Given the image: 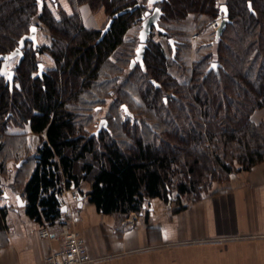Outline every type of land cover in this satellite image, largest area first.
I'll use <instances>...</instances> for the list:
<instances>
[{
	"label": "trees",
	"instance_id": "1",
	"mask_svg": "<svg viewBox=\"0 0 264 264\" xmlns=\"http://www.w3.org/2000/svg\"><path fill=\"white\" fill-rule=\"evenodd\" d=\"M70 2L74 11L68 13L56 0L52 6L47 0H0V54L17 48L33 25L38 28L44 25L50 37L49 44H40L38 40L26 42L23 59L12 68L15 71L12 82L1 73L4 60L0 63L1 135L12 121L17 126L27 124L33 132L45 136L24 188L26 210L31 216L49 222L61 219L64 211L57 194L73 185L98 211L128 215L141 211L150 198L170 199L169 183L179 168L185 170L182 172L186 180L177 185V190L185 194L197 192L198 184L208 178V173L249 170L264 161V125H256L250 119L255 109L264 108V0L207 1L206 11L213 19L221 15V5L226 4L229 21L220 38L213 40L215 57L207 54L195 61L190 82L180 81L169 70L178 60L179 49L186 45L180 39L185 32L169 24L185 16L186 6L177 0L159 4L163 16L158 34L164 38H156L155 31L149 36L144 67L139 63L127 78L133 82L138 77L139 86L143 87L141 93L148 97V105L159 113L162 123L169 125L163 131L175 143L158 147L145 144L138 137L135 148L129 150L105 136L108 128L98 133L96 128L89 135L84 133V125L91 120L76 107L89 92L96 98L91 90L102 69L112 59L124 56L121 52L124 44L129 50L132 40L127 43V36L135 22L152 9V3ZM137 4L140 6L136 10L115 16ZM79 5L92 11L104 7L110 18L114 17L102 38L101 29L84 25L77 10ZM36 14L40 22H34L32 16ZM169 37L178 40L174 57L168 54ZM43 53L53 58L55 67L45 68L39 59ZM213 59L220 63L219 73L212 70L207 74ZM148 77L160 81L174 95L163 99L162 92L155 90ZM113 88L119 94L118 86ZM114 102H118L117 97ZM205 138L212 142V150L199 155L196 151ZM189 170L192 180L188 178ZM82 179L90 181L87 192L81 187Z\"/></svg>",
	"mask_w": 264,
	"mask_h": 264
},
{
	"label": "crops",
	"instance_id": "2",
	"mask_svg": "<svg viewBox=\"0 0 264 264\" xmlns=\"http://www.w3.org/2000/svg\"><path fill=\"white\" fill-rule=\"evenodd\" d=\"M56 1L66 12L74 11L70 0ZM77 10L89 27L101 29L110 19L104 7L92 11L79 5ZM37 36L39 42V29ZM45 38L42 43L49 44L48 34ZM36 154L34 163L24 169L22 192L17 190L16 170H9L8 182L0 175L4 180L0 184V264H43L47 254L61 246L58 234L63 223L82 235L97 264H264V162L235 173L230 177L232 185L216 195L183 205L153 197L141 211L128 215L100 212L87 196L79 195L73 202L58 193L64 212L61 219L49 222L26 210L24 188ZM21 161L19 170L26 159ZM88 184L82 187L85 192ZM44 226L50 229V237L40 235Z\"/></svg>",
	"mask_w": 264,
	"mask_h": 264
},
{
	"label": "rangeland",
	"instance_id": "3",
	"mask_svg": "<svg viewBox=\"0 0 264 264\" xmlns=\"http://www.w3.org/2000/svg\"><path fill=\"white\" fill-rule=\"evenodd\" d=\"M201 1L202 0H194V3H192V0H177L179 4H184L186 6L185 16L173 19L170 22L171 24H169L172 27L179 28L185 32L180 36V39L185 41L186 45H183L179 49L177 56L178 60H176V62L172 64L169 69L170 72L180 81L190 82L192 79L191 69L195 64V61L201 59L207 54H211L215 57L214 52H216V44L213 41L215 34L213 33L214 29L210 27V22L213 18L206 11L208 0L204 1L203 6H201ZM223 1L224 0H222V2ZM52 2L54 1L51 0V6ZM54 10L58 14V10H56V8ZM186 12L188 13L186 14ZM32 18L34 22H40L38 14L33 15ZM139 27V23L135 22L129 36H127V43H129V40H132L131 45L129 46V52L127 51L128 45L124 44L121 49L124 56L121 58H114L111 60L112 62L109 61L105 64L98 83L91 90L94 92L93 94L96 98L93 99V97H91L92 93L89 92L84 96L83 103L76 107L78 111H81L84 115L89 116V120H91V122H87V124L84 125V133H88V135L89 133L91 134V131H94L97 128L100 120L102 118H107L109 122V133H106L107 135L105 134V136L116 139L119 146L124 150L135 148L136 139L138 137L142 138L145 144L152 143L158 147H164L167 144L175 143L171 140V138H167L165 132L163 131L164 129H167L169 125L162 123L159 113H155L152 107L148 105V97L146 98L144 96V92L141 93L143 87L139 86L140 83H138V77L136 76V78H133V82L127 78V74L132 69L136 70L139 66V63H137L133 67H130V59L135 56V50L139 44ZM197 31L201 34L200 38L197 40L192 39L191 35ZM46 32L48 31L44 25L39 27L40 44H43V40L46 41L45 34H48ZM154 36L158 38L159 34L156 32ZM168 54L169 56L172 55L171 48L168 50ZM39 59L45 63L47 68L55 67V62L50 55L43 53L40 55ZM212 62L217 61L214 60ZM15 64L17 65V57L4 60L1 64V73L9 75L8 72L12 70ZM135 79L137 80L135 81ZM148 79L154 86L155 90L159 89L162 92L163 99L168 100L169 97L174 95V91L165 90L160 81H157L152 77H148ZM116 85L120 89L119 94L116 93V88H113V86ZM113 96L117 97V103L114 102L115 97ZM104 97L107 99L105 102ZM123 105L127 106V111L123 108ZM250 119L256 125H264V108L255 109L252 112ZM6 128L7 129L2 134V138H0V148H3L0 150V163L2 164L0 167V175L8 182L12 178V174L9 170H16L19 173V176L17 178L14 177V179L17 183L18 192H22L24 169L28 164L34 163L33 154L37 152V147L42 144L45 136L35 132V134L29 133L33 131L29 128V125L24 123H22V126H17L12 123V121H9ZM98 143L100 145V140L99 142L97 141V144ZM202 144L203 145L198 146L199 151H196L199 155L207 151L209 148L212 150L213 144L208 140V138H205ZM17 145H21V148L24 147V149H18ZM98 150L101 152L102 148L100 147ZM21 159H26V161L22 164L21 170H19L18 168L20 167H17V163H19ZM89 159L91 160L92 157ZM203 164V162L199 163V166H202ZM236 167L237 165L234 166V169ZM182 171L185 170H181L179 168L178 172L172 176V180L169 183L171 187L170 193L172 196L170 199L175 200V205H183L199 197H209L224 191L229 185H232L230 177L234 176L235 173L238 172L235 169L231 173H224L222 171L220 174L214 175L208 173V176H206L208 178L202 179V181L198 184L199 189L197 192L180 194L177 190V185L186 180L184 172ZM188 173V178L191 180L194 179L190 170ZM4 180L0 178V184L4 183ZM88 182H90L88 179H82L81 187L87 188L89 185ZM1 185L0 198L3 199V188ZM71 194L70 189L67 188L64 196H69L74 202ZM65 214H67V212H65ZM67 217L70 218L71 216L67 215Z\"/></svg>",
	"mask_w": 264,
	"mask_h": 264
},
{
	"label": "water",
	"instance_id": "4",
	"mask_svg": "<svg viewBox=\"0 0 264 264\" xmlns=\"http://www.w3.org/2000/svg\"><path fill=\"white\" fill-rule=\"evenodd\" d=\"M161 1H164V0H150V3L157 4L158 2H161ZM138 7H139V4H137L135 6H132V7L125 8V9L119 11L118 13H116L115 16H118V15H121V14H124V13H127V12L134 11ZM220 11H221V24H220L219 28L216 30V33H215L216 40L220 38V36H221V34H222L227 22L229 21L228 7H227L226 4H222L221 5V10ZM162 14H163V12H162V10H161V8L159 6H155L153 11H150V10L146 11L145 17H144V20H143V23H142V27H141L140 32H139V40L140 41H139L138 47H137V49L135 51L136 54L131 59L130 67H133L137 63H140L142 65V67H144V57H145V51H146V48H147V45H148L149 35L152 32L153 27L156 28L157 30H161V27L159 25V21L161 19ZM113 20H114V17L109 19L108 23L106 24L105 28L102 31V35H104L109 30V28L111 27V25L113 23ZM33 29H35V30L33 31ZM37 31H38V27L36 25H33L31 27L30 33L22 38L21 43H20V45L17 48H15L10 53L0 54V63L3 60H7V59H10V58H13V57H18L17 58V65H18L21 62V60L23 59V56H24L23 48L26 45V42L28 40L37 41ZM169 41H170V43L173 46V49H174L173 53L175 54V50H176L175 41L172 38ZM40 66L42 67L43 64H41ZM219 67H220V63L219 62H212L209 65L206 73L208 74L212 70H214L217 73H219ZM14 73H15V71L13 69L9 71L8 80L11 81V82L13 81ZM123 108L126 110L127 106L123 105ZM108 124H109V122H108L107 118H102L100 120V122L98 123V125H97L96 132L98 133L103 128L107 129L108 128ZM21 162L19 163V165L21 164ZM80 198H81V196H80ZM59 201H60L61 204L63 203V200L60 197H59Z\"/></svg>",
	"mask_w": 264,
	"mask_h": 264
},
{
	"label": "built area",
	"instance_id": "5",
	"mask_svg": "<svg viewBox=\"0 0 264 264\" xmlns=\"http://www.w3.org/2000/svg\"><path fill=\"white\" fill-rule=\"evenodd\" d=\"M221 24V15L214 19L210 27L217 30ZM200 33L196 32L192 35V39H198ZM67 188H62L59 192L60 196L65 195ZM72 199L76 200L79 196L75 188H69ZM39 233L42 237H50L51 231L47 226L41 227ZM58 237L61 246L58 249L50 251L45 257L43 264H97L98 258L89 253L87 245L82 235L69 227L67 223H63Z\"/></svg>",
	"mask_w": 264,
	"mask_h": 264
},
{
	"label": "flooded vegetation",
	"instance_id": "6",
	"mask_svg": "<svg viewBox=\"0 0 264 264\" xmlns=\"http://www.w3.org/2000/svg\"><path fill=\"white\" fill-rule=\"evenodd\" d=\"M164 1H165V0H164ZM161 2H163V1H161ZM161 2H158L157 4H152V9H150V11H153V9H154L155 6H159V7H160L159 4H160ZM149 3H150V0H149ZM149 3H148V4H149ZM139 6H140V4H139ZM146 6H147V5H146ZM147 7H148V6H147ZM160 8H161V7H160ZM136 9H137V8H136ZM136 9H135V10H136ZM148 10H149V9H148ZM161 10H162V8H161ZM162 12H163V10H162ZM162 16H163V14H162ZM162 16H161V19H160V21H159V25H160V27H161V30H162V26H161V24H162ZM144 17H145V16H144ZM218 17H219V16H218ZM216 18H217V17H216ZM216 18H215V19H216ZM143 20H144V18H143V19H138V20L136 21L137 23H139V26H140L139 29H141V27H142ZM213 20H214V19H213ZM213 20H212V21H213ZM212 21H211V22H212ZM211 22H210V24H211ZM83 23H84V22H83ZM84 25H85V24H84ZM85 26H86V27H89V26H87V25H85ZM89 28H94V27H89ZM104 28H105V26H104L103 28H101V30L103 31ZM38 29H39V28H38ZM96 29H99V28H96ZM109 29H110V28H109ZM154 31L158 33L160 30H157L156 28L153 27V30H152V32L150 33V35H151ZM107 32H108V31H107ZM107 32H106V33H107ZM139 32H140V30H139ZM197 32H198V31H197ZM106 33H105V34H106ZM198 33H200V32H198ZM213 33L215 34V33H216V30H213ZM37 34H38V31H37ZM150 35H149V36H150ZM200 35H201V34H200ZM103 36H104V35H101V38H102ZM37 37H38V36H37ZM191 37H192V35H191ZM163 38H164V36H162V35H159V37H158V39H163ZM171 38L174 39L175 44H176L175 54L173 53V51H174L173 46H172V44H171L170 41H169ZM199 38H200V36H199ZM199 38H198V39H199ZM214 38H215V36H214ZM148 39H149V38H148ZM37 40H38V38H37ZM215 40H216V38H215ZM139 41H140V40H139ZM167 41H168L169 45L171 46L172 57H174V56L176 55V52H177V45H178L177 42H178V40H177L176 38H174V37H169ZM135 51H136V50H135ZM135 54H136V52H135ZM46 55H49V54L46 53ZM50 57H51V56H50ZM51 58H52V57H51ZM52 59H53V58H52ZM43 64H44V66H45V63H43ZM45 68L47 69L46 66H45ZM49 68H50V67H49ZM219 68H220V67H219ZM207 69H208V68H207ZM206 72H207V71H206Z\"/></svg>",
	"mask_w": 264,
	"mask_h": 264
},
{
	"label": "snow or ice",
	"instance_id": "7",
	"mask_svg": "<svg viewBox=\"0 0 264 264\" xmlns=\"http://www.w3.org/2000/svg\"><path fill=\"white\" fill-rule=\"evenodd\" d=\"M35 29H33V31H34Z\"/></svg>",
	"mask_w": 264,
	"mask_h": 264
}]
</instances>
